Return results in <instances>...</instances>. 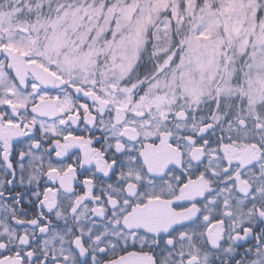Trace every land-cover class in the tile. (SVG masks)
<instances>
[{
    "label": "snow or ice",
    "instance_id": "1",
    "mask_svg": "<svg viewBox=\"0 0 264 264\" xmlns=\"http://www.w3.org/2000/svg\"><path fill=\"white\" fill-rule=\"evenodd\" d=\"M0 264H264V0H0Z\"/></svg>",
    "mask_w": 264,
    "mask_h": 264
}]
</instances>
